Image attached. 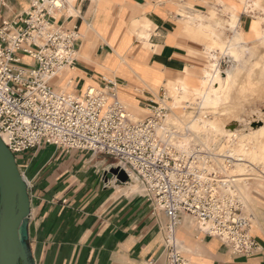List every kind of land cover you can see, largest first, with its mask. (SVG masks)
Returning a JSON list of instances; mask_svg holds the SVG:
<instances>
[{
    "label": "crops",
    "instance_id": "crops-1",
    "mask_svg": "<svg viewBox=\"0 0 264 264\" xmlns=\"http://www.w3.org/2000/svg\"><path fill=\"white\" fill-rule=\"evenodd\" d=\"M60 1L62 8L52 10L50 19L77 30V62L53 84L60 91L81 95L89 87H102L103 79L110 77L119 97L128 90L138 106L155 96L142 87L136 68H149L151 79L156 75L164 83L167 80L169 99L177 95L173 89L179 75H199L201 69L187 58L189 52H199L179 40H203L214 25L222 26L223 35L233 36L235 32L224 26L235 19L246 34H251L253 24L260 26V37L254 40L264 32V0ZM34 2L0 0V15L17 22ZM184 18L192 27L190 32L182 31ZM204 49L203 45L201 52ZM18 57L24 64H36L22 53ZM108 159L55 145L18 156L31 199L29 235L35 264H166L162 236L166 215L154 212L140 186L135 190L110 174L106 178L112 169ZM250 219L259 247L253 256L242 257L183 216L177 228V238L185 247L183 256L190 264H264V202Z\"/></svg>",
    "mask_w": 264,
    "mask_h": 264
},
{
    "label": "built area",
    "instance_id": "built-area-1",
    "mask_svg": "<svg viewBox=\"0 0 264 264\" xmlns=\"http://www.w3.org/2000/svg\"><path fill=\"white\" fill-rule=\"evenodd\" d=\"M60 8V0H35L17 22L0 15V138L16 160L44 145L112 159V168L128 176L121 184L136 181L154 212L166 215V264H190L177 238L183 216L234 255L253 256L259 246L229 173L235 159L217 148L180 149L164 92L143 104L148 113L137 119L110 77L81 95L56 88L53 79L65 77L77 62V30L50 19L52 10ZM19 53L36 64H24Z\"/></svg>",
    "mask_w": 264,
    "mask_h": 264
},
{
    "label": "rangeland",
    "instance_id": "rangeland-1",
    "mask_svg": "<svg viewBox=\"0 0 264 264\" xmlns=\"http://www.w3.org/2000/svg\"><path fill=\"white\" fill-rule=\"evenodd\" d=\"M234 21H237V19H235ZM212 28L213 29L211 31L213 32V35L215 34L216 37H219L220 40L223 41V43H220L219 46L216 47L217 50L221 49L223 52L227 51L228 47L225 43H229V41L230 44L228 46L237 45V47H240L241 45H246L248 49H251V50L242 51V55H241L242 62L240 61V67L242 68L241 74L238 76L236 81L232 83V89L230 90V93H228V95L226 96L225 101L220 102L218 107H214L210 104H207L202 109H199L197 107L183 109L179 112V114H175L172 110L169 109L170 110L169 118H171L172 115H180V114L186 115L187 118L186 122H190L192 120L195 121L196 119L199 118L202 119L206 118L207 119L206 122L213 124L215 127L220 129L219 131L220 134L217 133L216 135L215 132L212 133L214 137L215 135L216 137L218 135L220 136L218 142L216 143V146L218 145L222 146L223 143L226 145L227 150L229 152L225 153L226 150L224 151L221 150V148H219L220 152L225 154L233 155V152H235L236 147L237 149H239L240 143L243 140L249 141L247 142L249 143L248 149L245 150V152H247L246 154L242 153L241 155L235 153L234 155V156H241L243 158V162L240 163L238 167H235V164H233V167L231 168L229 173L233 174L234 171L235 175H246L244 177L249 179L248 181H246L247 183L246 191L248 192V196L250 198L249 200L248 199L246 200L242 197V199L245 207L244 208L245 215L254 216L261 210V207L264 202V133H262L259 136H256V134H254L252 131L259 127H264V119L261 118L260 121L252 122L253 124L251 123L250 125H247V122L245 123L244 120H247V118L250 117L251 113L253 112L256 113L258 111H261L264 113V80L258 74L262 69L260 62L264 61V46L260 45L261 43L258 40H254L253 38L247 40L246 42H241L234 37L235 33L233 36L223 35L222 33L219 32L220 29L222 28L221 25L219 26L214 25L212 26ZM224 28L225 29L228 28L227 30H230V24L228 23L227 25L224 26ZM182 31L190 32V30L183 28ZM193 36L198 37L195 34H193ZM208 36H209L208 34L203 35L202 36L204 37L203 40H194V41L179 40V42H182L183 44L186 45H190L193 47L195 51H198L199 53L195 54L194 57H197L196 59H200L202 63L206 61L204 53L201 52V50H203V45L211 42V39ZM202 41L204 42V44L201 43ZM254 48H256V50L253 51ZM223 58H225V56ZM229 68L230 65L228 64L227 60L223 59L220 62V69L222 70L223 73H226L229 70ZM136 71L138 72L137 75L139 76L140 80L144 78L145 82L147 83V85L144 84L145 86L141 85L142 87H145L150 92H152L155 97H158V95L160 94V89L163 88L165 90L164 92L165 101L167 100V103L170 104L171 100L169 98L168 99L166 98L169 92L167 91V88L165 86L167 80H165L164 83L162 80L157 79L156 78L157 76L155 74H154L155 75L154 79H151L150 73L152 72L150 71V69L147 68L143 69V71L136 68ZM188 74H187L188 83H190L193 86H197L202 78L201 73H199V75H192V74L188 75ZM242 84L248 86L249 91L247 93L243 94L240 92V88ZM63 86L67 90H71L68 88L69 86L66 85ZM155 97H153V99L157 101ZM121 98L132 110H140V112L137 111V113L131 111V113L134 114L137 119L145 118V116L148 113V111L145 110L144 108L145 106L144 105L138 106L136 99L133 96H131V94H129L128 91L122 93ZM218 112L221 114H219ZM223 112H225L226 114H223ZM261 115L263 116V114ZM231 130L234 132H232ZM181 132L183 134H187V130L184 131L181 130ZM196 139H198V136L196 137ZM194 143H196L197 145L201 144L200 141L199 142L195 141ZM104 158L108 159V157L105 156ZM108 160L113 163L112 159H108ZM244 177H240V178H244ZM240 184L241 185H239V188L241 189V186L243 187V183ZM131 187H134V189L137 190V188H139V184L136 181H134L131 184ZM182 251L183 252L185 251L184 245L182 246Z\"/></svg>",
    "mask_w": 264,
    "mask_h": 264
},
{
    "label": "bare ground",
    "instance_id": "bare-ground-1",
    "mask_svg": "<svg viewBox=\"0 0 264 264\" xmlns=\"http://www.w3.org/2000/svg\"><path fill=\"white\" fill-rule=\"evenodd\" d=\"M58 5H60V3H58ZM182 22L185 25V29H188V30L192 29L191 25L186 23L185 18L183 19ZM229 24H230V30H233L235 32L234 37L241 42H246L247 40L251 38L254 39V37H257V36L260 37L259 33L261 31L259 29L260 27L259 25L253 24L252 29H251V34L250 33L246 34L241 24H239L237 21L233 20ZM211 30L212 29L207 30L209 32L208 37L211 39V42L206 43V44H204L203 41L201 42L202 44H204L205 49L203 53H204L206 61L201 63L200 59H196L197 57H194V55L197 53L189 52L187 56L191 64L201 69L200 73L202 75V78L200 80V83L197 86H193L190 83H188V77H182L180 75L177 77V84L175 88L173 89L175 94H177L176 95L177 98L176 97L172 98L170 99L171 100L170 104L167 103L168 108L172 110L175 114H179L181 110L191 108V107H197L199 109H202L207 104H210L214 107H218L220 102L225 101L226 96L228 95V93H230V90L232 89V83H234L236 79L238 78V76L241 74L242 68L240 67V61H241L242 51L251 50V49H248L246 45H241L240 47H237V45L228 46L230 44V41H229V43L224 42L228 47L227 51L223 52L221 49L217 50L216 47H218L220 43H223V41H221L219 37H216L215 34L214 36ZM142 35L147 37V35L143 33L141 34V36ZM258 41L261 43L260 45L264 46V32H263L262 37ZM170 42L174 43L173 40H170ZM254 50H256V48H254L253 51ZM224 56L225 58H223ZM223 59H226L228 64L230 65V68L226 73H223L222 70L220 69V62ZM260 65L262 66V69L260 70L258 74L264 80V61H261ZM56 78H54L53 80H55ZM142 81L144 82V84L147 85L144 78L142 79ZM248 91H249L248 86L245 84H242L240 88V92L244 94V93H247ZM223 114H226V113L223 112ZM261 114H263V116ZM134 117L136 118L135 115ZM261 118L264 119V113L261 111H258L256 113L254 112L251 113L250 117H248L247 120H244V121L245 123L247 122V125H250L252 122L260 121ZM186 119H187L186 115H172L171 118H168V121L172 122L175 125L176 130L179 132L178 145L180 149L189 151L199 146V147H206V148H211V149L221 148V150H224V151L226 150L225 153L229 152L224 143L222 146L221 145L216 146V143L218 142V139L220 138L219 135L217 137L216 135L217 133L220 134L219 133L220 129L215 127L213 124L206 122L207 121L206 118H203V119L199 118V119H196L195 121L192 120L190 122H186ZM181 130L182 131L187 130V134H183ZM212 132L216 133L215 137ZM252 132L256 134V136H259L262 133H264V127H259L257 129H254ZM197 136H198V139H196ZM195 141L196 142L200 141L201 144L197 145L196 143H194ZM247 142L249 141L243 140L241 143L239 142L240 143L239 149H237L236 147L235 152H233V155L227 154L228 156L235 159L236 161L234 163L235 167H238L240 163L243 162V158L241 156H234V155L235 153L241 154V155L242 153L246 154L247 152H245V150L248 149V145H249V143ZM231 175L232 177H235L234 182L236 184V187H237V184L239 185V183H243V187L241 186V189L239 188L240 192L243 195L242 197L244 199L249 200L250 197L248 196V192L246 191V188H247L246 181H248L249 179L244 177L246 175H235L234 171H233V174ZM240 177H244V178H240ZM239 189L237 188V190Z\"/></svg>",
    "mask_w": 264,
    "mask_h": 264
},
{
    "label": "water",
    "instance_id": "water-1",
    "mask_svg": "<svg viewBox=\"0 0 264 264\" xmlns=\"http://www.w3.org/2000/svg\"><path fill=\"white\" fill-rule=\"evenodd\" d=\"M108 174L120 183L128 176L119 168ZM31 199L28 182L12 151L0 138V264H35L30 243Z\"/></svg>",
    "mask_w": 264,
    "mask_h": 264
}]
</instances>
